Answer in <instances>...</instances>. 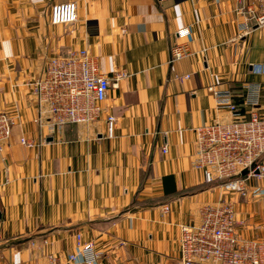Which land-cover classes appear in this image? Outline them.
I'll return each mask as SVG.
<instances>
[{"label": "crops", "instance_id": "obj_1", "mask_svg": "<svg viewBox=\"0 0 264 264\" xmlns=\"http://www.w3.org/2000/svg\"><path fill=\"white\" fill-rule=\"evenodd\" d=\"M66 2L76 21L51 25V7ZM258 10L257 0H0V114L13 120L0 152V264H83L70 260L77 237L100 254L93 264H180L179 227L221 203L240 243H264V179L241 196L191 166L194 129L234 120L209 88L231 92L241 114L264 115V75L251 69L264 63V27L240 29ZM178 43L191 56L170 64ZM78 51L123 77L98 122L38 128L29 85L49 58Z\"/></svg>", "mask_w": 264, "mask_h": 264}, {"label": "built area", "instance_id": "obj_2", "mask_svg": "<svg viewBox=\"0 0 264 264\" xmlns=\"http://www.w3.org/2000/svg\"><path fill=\"white\" fill-rule=\"evenodd\" d=\"M257 2L258 14L252 18L251 25H241L243 32L264 27V0ZM49 19L53 26L72 25L76 21L75 4L66 2L53 5ZM190 56L189 45L178 43L170 51L169 63ZM251 69L254 74L264 75V63ZM122 77L118 73H114L112 79L104 75L96 59L87 51L49 58L42 75L29 85L37 113V127L59 130L69 125L98 122L110 88ZM208 90L214 94L217 104L226 108L234 120L194 129L195 151L191 166L202 173L204 184L216 185L226 192L244 196L248 180L264 179V115L257 111L241 114L240 106L232 101L231 92L213 88ZM260 90V85L250 87L246 102L253 109L257 106ZM104 121L106 137L112 139L115 120L105 116ZM12 126L13 120L6 114H0V152L8 144ZM20 144L26 148L34 147V143L26 139H21ZM162 153H167L165 147ZM243 171L247 173L241 176ZM163 212L168 213L169 207L164 206ZM235 227L230 203L203 207L198 225L179 227V263L264 264V243H240ZM77 238L78 252L70 256V260L81 257L83 264H93L100 254L92 243L82 244ZM50 264H55V260L50 259Z\"/></svg>", "mask_w": 264, "mask_h": 264}, {"label": "water", "instance_id": "obj_3", "mask_svg": "<svg viewBox=\"0 0 264 264\" xmlns=\"http://www.w3.org/2000/svg\"><path fill=\"white\" fill-rule=\"evenodd\" d=\"M246 173H247V171H243V172L241 173V176H244Z\"/></svg>", "mask_w": 264, "mask_h": 264}, {"label": "rangeland", "instance_id": "obj_4", "mask_svg": "<svg viewBox=\"0 0 264 264\" xmlns=\"http://www.w3.org/2000/svg\"><path fill=\"white\" fill-rule=\"evenodd\" d=\"M114 136V135H113ZM164 213V212H163ZM166 214V213H165ZM182 226H184V225H182Z\"/></svg>", "mask_w": 264, "mask_h": 264}, {"label": "trees", "instance_id": "obj_5", "mask_svg": "<svg viewBox=\"0 0 264 264\" xmlns=\"http://www.w3.org/2000/svg\"><path fill=\"white\" fill-rule=\"evenodd\" d=\"M165 179V178H164ZM207 185V184H206Z\"/></svg>", "mask_w": 264, "mask_h": 264}]
</instances>
